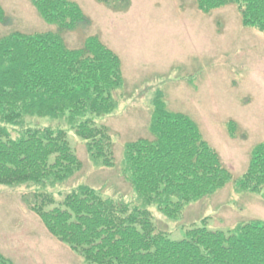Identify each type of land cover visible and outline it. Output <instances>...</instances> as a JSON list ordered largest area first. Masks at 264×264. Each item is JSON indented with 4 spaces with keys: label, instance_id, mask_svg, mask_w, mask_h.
Instances as JSON below:
<instances>
[{
    "label": "trees",
    "instance_id": "obj_1",
    "mask_svg": "<svg viewBox=\"0 0 264 264\" xmlns=\"http://www.w3.org/2000/svg\"><path fill=\"white\" fill-rule=\"evenodd\" d=\"M54 30L11 31L0 37V184L25 187V206L48 233L76 253L83 264H264V221L224 229L192 225L173 240L157 225L152 207L168 220L233 181L241 192L264 202V141L255 145L246 170L238 177L187 114L153 101L151 137L124 145L121 174L135 200L106 195L81 183L57 202L49 189L61 186L83 164L63 126H30L28 117L63 119L82 140L97 167L116 166L114 138L95 116L112 114L124 77L121 59L92 35L80 47L63 34L91 26L74 0H29ZM114 7L129 0H97ZM125 3V4H124ZM210 13L234 5L244 27L264 34V0H196ZM11 18L0 3V26ZM236 136L237 123L227 122ZM0 264H14L0 252Z\"/></svg>",
    "mask_w": 264,
    "mask_h": 264
},
{
    "label": "rangeland",
    "instance_id": "obj_2",
    "mask_svg": "<svg viewBox=\"0 0 264 264\" xmlns=\"http://www.w3.org/2000/svg\"><path fill=\"white\" fill-rule=\"evenodd\" d=\"M91 18L87 29L63 34L68 46L80 47L97 35L121 59L124 84L116 92L119 104L107 116H95L114 138L116 166L97 167L82 140L63 119L28 117L30 126H63L83 167L61 186L50 190L57 202L81 183L109 196L135 200L121 174L124 145L151 137L153 101L160 96L168 108L189 115L220 155L234 177L248 167L256 144L264 141V34L244 27L234 5L201 12L196 0H129L127 6H107L97 0H74ZM11 18L0 26V37L11 31L54 30L29 0H0ZM125 4V3H124ZM237 123L236 136L227 122ZM25 187L0 184V252L14 264H83L65 244L53 238L22 201ZM154 219L173 240L184 238L192 225L210 229L239 222L264 221L259 195L241 192L233 181L191 204L181 218L168 220L155 207Z\"/></svg>",
    "mask_w": 264,
    "mask_h": 264
}]
</instances>
